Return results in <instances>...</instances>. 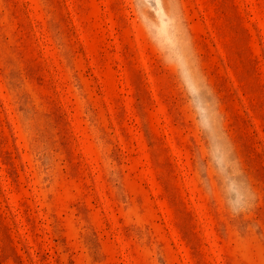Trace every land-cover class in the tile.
<instances>
[{"label": "rangeland", "instance_id": "1", "mask_svg": "<svg viewBox=\"0 0 264 264\" xmlns=\"http://www.w3.org/2000/svg\"><path fill=\"white\" fill-rule=\"evenodd\" d=\"M0 264H264V0H0Z\"/></svg>", "mask_w": 264, "mask_h": 264}]
</instances>
